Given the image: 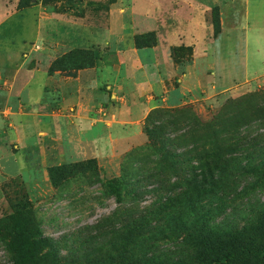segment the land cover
<instances>
[{
  "label": "rangeland",
  "instance_id": "374dc122",
  "mask_svg": "<svg viewBox=\"0 0 264 264\" xmlns=\"http://www.w3.org/2000/svg\"><path fill=\"white\" fill-rule=\"evenodd\" d=\"M13 181L40 264H205L206 225L264 240V0H0V264Z\"/></svg>",
  "mask_w": 264,
  "mask_h": 264
},
{
  "label": "trees",
  "instance_id": "16d2710c",
  "mask_svg": "<svg viewBox=\"0 0 264 264\" xmlns=\"http://www.w3.org/2000/svg\"><path fill=\"white\" fill-rule=\"evenodd\" d=\"M72 66L75 70L85 69L89 65L83 50H72L68 54ZM209 175L214 178V173L209 170ZM209 181L207 175H203L199 182V187H203ZM193 181L186 180L184 193L192 189ZM125 183V182H124ZM123 180L110 182L111 191L120 197L124 188ZM13 184L17 187V192L11 194L13 190L3 188L6 198L11 203L12 208V235L14 242L10 244V249L14 250V264H40L42 260L52 255L46 251L51 247L49 240L41 238V234L36 227L34 211L28 193L23 186L16 181ZM202 230L195 238L196 252L201 263L205 264H264V240L261 238H247L245 242H239L232 246L225 244L219 233L209 227L202 226ZM52 261V259H51Z\"/></svg>",
  "mask_w": 264,
  "mask_h": 264
}]
</instances>
